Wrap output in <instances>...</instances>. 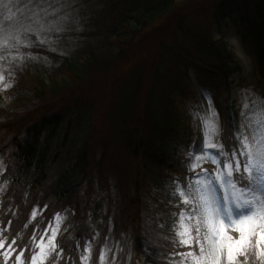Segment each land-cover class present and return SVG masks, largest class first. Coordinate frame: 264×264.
Here are the masks:
<instances>
[{
    "label": "trees",
    "instance_id": "obj_1",
    "mask_svg": "<svg viewBox=\"0 0 264 264\" xmlns=\"http://www.w3.org/2000/svg\"><path fill=\"white\" fill-rule=\"evenodd\" d=\"M177 1L129 0L130 6L127 9L125 8L126 0L123 1L121 8L115 5L111 9L113 11H109L107 14V23L110 28L112 27L109 34L118 35L113 41L117 45L116 48L112 46L98 47L96 49H100V51L94 55L91 52L92 44H89L88 50H85L87 53L82 55L83 59L73 57L76 53V56L80 54V51L79 53L75 51L63 63L64 68H61V72H64L67 78L69 77V81L71 80L73 83L74 79L82 80L83 75L91 70H94V73L99 69L107 71L117 62L124 65L131 64L125 59L131 55L132 51L140 50V54L141 52L146 53L150 50L151 45H158L156 51L159 54L154 53L158 56L150 61L149 65L151 69L148 71V78L150 77L151 82L144 88L146 91L144 92L143 107L146 110V119L143 122L139 120L142 124L141 131L145 133L146 140L140 141L136 146L126 145L124 147V149L127 148L126 151L124 149L122 151L128 152V154L121 158L120 165L124 169L131 167L129 173L133 171L132 164L134 165L137 175L133 185L130 184L134 190H130L129 193L133 200L134 198V201L139 200L141 205L147 203L150 206L153 205L155 211L160 214V219L166 215L168 222L164 225L167 228H170L172 224L173 213L179 211L177 205L183 207L178 199L171 197V193L175 190L174 184L178 182V173L184 175L185 171L183 157L177 156V152L181 146L187 148L194 134L191 125L181 119V115H175L173 111L175 95L181 94L183 88L189 92L188 86L184 85L188 82L189 69L195 67L207 77L215 76L217 85L221 86L222 92L226 91L225 99L221 102V116L225 121H223L224 126L219 142L230 150L233 146L231 137L237 133L234 108L228 102V81L235 72L239 71L235 55L223 41H214L209 37L202 39L201 33L196 34L190 27L181 25L178 19L181 14L178 11ZM204 5L205 3H197L194 6V12L205 11ZM109 6L110 2L107 3V8ZM188 7L185 8V14L190 11ZM226 17L236 21L241 43L245 50L251 54L256 65L257 83L264 88V0H223L212 13L210 24L213 25V21ZM131 19L134 22L131 23ZM105 24L104 28H107V24L106 26ZM136 24L140 25V29ZM165 26L169 32L167 37L161 40L157 32L160 31V27L164 28ZM131 40L133 42L135 40L134 44L131 43L132 46L129 43ZM176 46L178 50H176ZM161 50L164 53H161ZM169 51L175 53V57L171 58V68L168 67L166 73L161 72L160 65L155 66L152 70V64H156V60L160 61V57ZM6 53L8 54V51ZM141 64L137 66L141 73H136L133 75L134 77L129 75V79L126 81L122 80L123 78H118L117 85L124 86L126 84L125 86H128L125 87V90L121 85L116 87V91H119L117 94L119 101L114 104V110H117L118 113L113 119L117 122L118 118L123 115L125 121H121L122 126L128 123L127 111L130 112V109L136 105L135 97H137L138 88L145 84L143 82L145 78L143 79L141 75L142 71L146 72L147 70ZM49 77L51 79V75ZM13 80V87L17 88L16 92L19 95V97L13 95L14 100L18 102L21 110L33 108L42 93L39 90L46 89L45 84L42 83L44 81L43 73L39 67L37 65L27 66L22 71L16 72ZM53 80L51 79L50 82L54 87L48 86L51 96H45L49 98V102L44 108V115L40 118L39 115L35 116L29 121L22 117L23 123L20 124L22 126L18 127L19 130H16L14 137L8 139L9 141L5 139L7 140L5 142L0 139V153L7 156L6 164L3 161L2 164L5 169L10 170L12 177L10 186L6 185L0 188V213L5 216L9 209V212H17L25 220L26 212L24 213L23 208L27 207L28 203L45 205L49 202L53 208L71 206L76 210V217L65 233L66 247L74 249L75 246L77 249V239L84 238L86 239L84 248H86V242L87 246L90 242L91 251H99V240L94 239L95 237L92 239L96 227L90 226L85 229L83 226L84 220L87 218L86 213H88L92 221L99 223L97 230L100 232L105 230L106 237L111 235L106 221L108 217L103 214L104 212L98 213L103 201L98 196L89 197L86 190L85 193L83 191L87 175L86 156L84 155L87 141L85 140L86 134L83 132L92 129V113L91 107H89L91 105L89 103L85 107L81 116L76 113L75 117H72L74 114L71 116V110L77 108V97H68L69 88L66 87H69L70 84L65 87L62 82L58 86L52 83ZM132 91L133 95L130 93ZM3 100L0 93V136L6 135L10 126L7 120L14 115L13 112H6ZM137 103L139 104V102ZM135 115L136 113L132 116L130 114L131 120L129 121L131 123L138 118V116L135 118ZM15 124L12 123V128ZM129 132L131 136L132 133H140L133 128ZM76 140L80 147H83L80 152H74L75 150L72 149L71 145H75ZM96 142L98 147L102 146L101 140ZM66 147L67 149L64 150ZM184 163H186L185 159ZM99 165L102 164H98L97 167ZM95 182L96 184L102 182L99 175ZM123 186L122 183H116L115 188L117 190ZM0 217L2 218L1 215ZM161 220L164 222V218ZM166 233L169 236L161 246L153 249L149 257V264H162L165 255L170 256L171 253L182 250L181 247H173L170 244L171 234ZM86 236H91L92 240H88ZM121 236L122 231L119 239ZM112 250V247L107 248V252H110L108 255L111 264H123L122 258H120V262L116 261V255L113 252L111 254ZM77 252L72 250L70 253L76 254ZM67 263L73 264L75 261Z\"/></svg>",
    "mask_w": 264,
    "mask_h": 264
},
{
    "label": "rangeland",
    "instance_id": "obj_2",
    "mask_svg": "<svg viewBox=\"0 0 264 264\" xmlns=\"http://www.w3.org/2000/svg\"><path fill=\"white\" fill-rule=\"evenodd\" d=\"M17 1L19 0H0V7L3 10L8 8L7 16L10 18L16 17L17 13L21 12L23 2L33 5L29 11L32 13L30 17H27L28 15L26 13L25 16L20 19L21 23L18 25L17 29L15 31H10V34L7 33V36L9 35L8 38H6L7 36L0 37V53L4 49L11 54H3L0 57V77H3V79L0 80V93L4 98L3 105L6 106V112L14 113V115L10 116L9 120H7L10 126L6 131V135H1L0 139H3L5 142L8 139L10 140L11 137H14L16 130L18 131L22 126L20 125L23 123L22 117H25L24 120L27 119V121H29L35 118V116L38 117L39 115L40 118V116L44 115V108L47 102H49V98L45 96H51L50 90H48V86L51 87L50 85H52L50 82L51 79H54L52 83L56 85L64 82L66 87L70 84L69 87H66L69 88L67 95L70 98L77 97L76 99L78 101L77 108L71 110V116L74 114L72 117H75L76 113L81 116L85 107L88 106L89 103L91 105L89 107H91L90 111L92 113V129L83 132L86 134L85 140L87 141V144H85L86 149L84 150L87 166V175L83 189L84 193L86 190L89 197L98 196L101 198L103 204L98 213L104 212L103 214L108 217L107 220L109 221L114 217V222H117V224L123 222L121 225L122 227L120 226L123 231H127V229L136 224L138 226L140 225L141 234L147 238L150 243L148 247L149 253H152L154 248L163 244L164 240L169 236L166 232L171 234V239L169 240L170 244L174 247L173 241H175L176 237L171 230L172 226L167 228L166 225H164V223L167 222H163V220L160 219V214L155 211L154 207H152L153 205L150 206L148 203L141 205L140 201L137 199L134 201L135 198L133 200L129 193L130 190H134L133 186L130 185L134 178L132 175L126 174V169L120 165L121 158L126 156L128 152H124L120 149L117 138L113 135L117 132L115 120L113 118H115V114L118 113L117 110H114V104L119 101L117 96L119 91H116V87H119L121 84L117 85L119 83L118 78H123L122 80L126 81V79H129V75L134 77L133 75H136V73H141V70L137 69L140 63L145 65V69L147 70L146 65H150V61H153V59L158 56L154 53L159 54V52L156 51L158 45H151L149 47L150 50L146 53L141 52L140 54V50L132 51L131 55L125 59L131 62V64L124 65L117 62L107 71L99 69L94 73V70H91L83 75L84 77L82 80L74 79L72 83L64 72H60L61 68H64L63 63L66 59L70 58L75 51H78V53L80 51V54L76 56V53L73 57L83 59L82 55L87 53L84 52L83 47L85 46L86 50H88L89 44H92L91 52H93L94 55L98 54L97 52H99L100 49L96 48L102 47V44L96 42V40H105L107 38L105 34L106 31L105 33H99L94 25L96 19L99 18L98 12L95 11L96 6L94 5V0H36V3H32V0H20L21 8L17 6ZM123 1L124 0L117 1L119 8H121ZM222 1L223 0H178L177 7L181 14L178 19L181 25L190 27L194 33H201L203 36L202 39L209 37V39L214 41H223L228 45V49L235 55L236 66L239 71L235 72L229 79L228 102H230L234 108L237 132L247 134L251 140L254 127H249V125L255 126L256 119L260 118L258 114L264 111V95L261 94L260 88L257 86V69L251 58V54L241 47L237 38L238 28L235 23L236 21H234L233 18L226 17L219 22L217 27L210 24L212 13L215 11L216 6ZM197 3H205L204 7L207 13H205L206 10L194 12V6ZM129 6V0H126L125 8H129ZM187 7L190 11L185 14V8ZM132 22H134L133 19H131V23ZM137 25L138 29H140V25L136 24V26ZM168 32L165 26L164 28L160 27V31L157 33L161 40H164ZM29 35L33 36L27 38ZM5 39H7V44H5ZM134 42L131 40L129 43L132 46ZM170 45L173 46V44ZM31 46L39 47V54L30 53L32 52ZM176 50H178L177 46ZM161 53H164V51L161 50ZM174 57L175 53L173 51L166 52L160 57V61H157L154 65L152 64V70H154L155 66L158 67L159 64L162 68L161 72L166 73L168 67L171 68V58ZM19 64L25 66L19 68ZM35 65H37L39 70L43 73L44 81H42V83L45 84L46 89H44V91L41 89L39 90V92L42 93L39 95V100L33 105V108L30 107L29 109L24 108L21 110L18 102L14 100L15 97L13 96L17 95V97H19L16 92L17 88L13 87V77L17 70L19 71L27 66L32 67ZM134 65H136V67H133ZM49 75H51V79ZM141 76L143 79L145 78V81L143 80L145 84L141 88H138L137 97H135L136 105L130 109V112L127 111L128 126L140 132L136 134L132 133L133 135L131 138L135 146L138 145L140 141L143 142L142 140H146L145 133L141 131L142 124L139 120L143 122L144 119H146V110L143 107L145 101L144 92L146 91L144 88L146 84H150L151 82L150 77L148 78V71H142ZM5 85H8V87L5 88ZM125 85H121L123 90H125V87H128ZM184 85L188 86L189 92L185 91V88H183L181 89V94L178 93L175 95V108L173 111L175 115H181V119L186 120L194 130L189 147L185 148L181 146L177 152V156L183 157L182 162L186 167L187 173L191 174L187 167L190 162L186 159V154L194 143L203 142L204 136L200 117L207 119L211 117L213 112L217 113L218 108L214 97L215 92L222 88L217 85L215 76L207 77L195 67L189 69L188 82ZM52 86L54 87V85ZM133 91L130 92L132 95ZM189 94L191 95L190 98ZM225 95L226 91H219L217 97L222 98L220 99L222 102L223 99H225ZM137 102H139V104ZM245 105H247V107H245ZM134 113H136L135 118L137 116L138 118L131 123V121H129L131 120L130 114L132 116ZM123 117L122 115V118ZM214 119L220 128L219 117L216 116ZM13 122L16 124L12 128ZM217 139L219 141V138ZM99 140H101L102 146L98 147L96 141ZM128 143H131V141ZM71 146L72 149L75 150L74 152H80V150L83 149V147H80L78 140L75 141V145ZM65 149H67V147L64 148V150ZM184 159L186 163H184ZM98 164L102 165L97 167ZM132 166V169L135 170L133 164ZM203 167L214 169L215 165L205 163ZM130 168L131 167H129V169ZM98 175L102 180L100 184H96L95 182ZM116 183H122L124 186L116 190V188L114 189ZM147 198L150 199L148 196ZM33 210L37 212L35 219L32 218ZM40 211L41 208H39L37 204H34L31 208V215L28 218V221L37 222V224H34L36 227V232H34L35 240H33L34 249L36 243L44 236V232L48 230L49 226V224L44 225L39 219ZM136 212H140V222L136 219ZM86 215L87 218L83 223L84 228L87 229L90 226L96 227L98 223L92 221L88 213H86ZM163 216L165 219L166 215ZM120 219L122 221H119ZM171 219L173 224V218ZM51 225L53 228H56V222L54 224L51 223ZM51 234V230H48V236H51ZM232 235L238 237V233L233 232ZM44 239L45 242H47V237H44ZM188 250L189 249L184 248V251ZM250 257L251 253L248 255L247 259L241 257L240 261L242 259L249 260ZM170 258H172V264H180V258L178 256L173 257L172 253ZM106 260L104 256L101 263L104 264ZM15 264H17L16 261Z\"/></svg>",
    "mask_w": 264,
    "mask_h": 264
},
{
    "label": "snow or ice",
    "instance_id": "obj_3",
    "mask_svg": "<svg viewBox=\"0 0 264 264\" xmlns=\"http://www.w3.org/2000/svg\"><path fill=\"white\" fill-rule=\"evenodd\" d=\"M216 116L213 112L210 118L200 117L204 140L194 143L186 154L192 178L185 184L177 182L171 193V197L183 205H177L180 210L173 213L172 230L176 237L173 243L189 249L173 253V257L180 258V264H240V258L247 259L253 249L264 260V111L258 114L260 118L256 119L255 126L249 125L254 127L252 139L243 132L234 133L230 150L217 139L222 134L215 122ZM205 163L215 168H205ZM36 216L33 210L32 218ZM63 219L57 213L56 228L49 223L48 230L52 234L48 236L45 230L28 257L29 264H51L56 259L53 254L57 249L63 252L56 242ZM2 232L0 229V250L5 249L6 244ZM233 232L238 233V237L232 235ZM13 245H16L15 240L7 245L8 250L0 251L4 264L13 259L16 251ZM26 250L15 256L17 264H25ZM86 251L88 255L81 257L84 264L90 259V242ZM103 259L102 255L101 261Z\"/></svg>",
    "mask_w": 264,
    "mask_h": 264
}]
</instances>
